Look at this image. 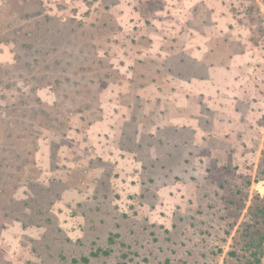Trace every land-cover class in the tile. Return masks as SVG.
<instances>
[{"label":"rangeland","instance_id":"obj_1","mask_svg":"<svg viewBox=\"0 0 264 264\" xmlns=\"http://www.w3.org/2000/svg\"><path fill=\"white\" fill-rule=\"evenodd\" d=\"M263 20L258 0H0V264L261 254Z\"/></svg>","mask_w":264,"mask_h":264},{"label":"flooded vegetation","instance_id":"obj_2","mask_svg":"<svg viewBox=\"0 0 264 264\" xmlns=\"http://www.w3.org/2000/svg\"><path fill=\"white\" fill-rule=\"evenodd\" d=\"M258 2L262 6V9L264 11V0H258ZM263 38H264V28L262 29V36H261V40L264 42ZM263 224H264V221H263ZM249 246L250 247H254L255 251L256 250L257 251H259V250L261 251L262 250L261 254L259 252L257 254L255 252L251 253L253 256L256 255V258H253V261L252 262L250 261L251 262L250 264H263V258H264V252H263L264 251V232H262L260 235L258 234L257 242H255V243L250 242Z\"/></svg>","mask_w":264,"mask_h":264},{"label":"crops","instance_id":"obj_3","mask_svg":"<svg viewBox=\"0 0 264 264\" xmlns=\"http://www.w3.org/2000/svg\"><path fill=\"white\" fill-rule=\"evenodd\" d=\"M200 81H202V80H198V81L195 82V84H193V85H195L196 88H197L198 85H202V86H203L202 83H204V82H207L208 84H211V82H209L208 79H203V82H200ZM190 84H191V83H188V85H190ZM212 85H213V84H212ZM192 91H193V93H196V90H192Z\"/></svg>","mask_w":264,"mask_h":264},{"label":"water","instance_id":"obj_4","mask_svg":"<svg viewBox=\"0 0 264 264\" xmlns=\"http://www.w3.org/2000/svg\"><path fill=\"white\" fill-rule=\"evenodd\" d=\"M259 190H262V186L261 185H259Z\"/></svg>","mask_w":264,"mask_h":264},{"label":"trees","instance_id":"obj_5","mask_svg":"<svg viewBox=\"0 0 264 264\" xmlns=\"http://www.w3.org/2000/svg\"><path fill=\"white\" fill-rule=\"evenodd\" d=\"M17 155H20V154H17Z\"/></svg>","mask_w":264,"mask_h":264}]
</instances>
